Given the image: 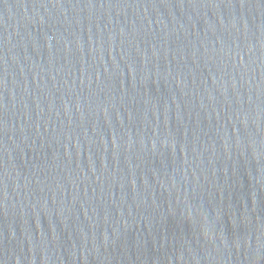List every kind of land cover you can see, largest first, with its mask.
<instances>
[{
  "label": "water",
  "instance_id": "1",
  "mask_svg": "<svg viewBox=\"0 0 264 264\" xmlns=\"http://www.w3.org/2000/svg\"><path fill=\"white\" fill-rule=\"evenodd\" d=\"M0 264H264V0H0Z\"/></svg>",
  "mask_w": 264,
  "mask_h": 264
}]
</instances>
